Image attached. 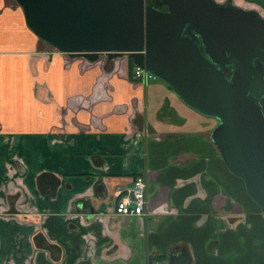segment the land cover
I'll return each instance as SVG.
<instances>
[{
  "label": "crops",
  "instance_id": "obj_1",
  "mask_svg": "<svg viewBox=\"0 0 264 264\" xmlns=\"http://www.w3.org/2000/svg\"><path fill=\"white\" fill-rule=\"evenodd\" d=\"M232 1L264 17V0ZM128 61L60 52L0 0V264H171L175 251L264 264L261 211L211 141L215 120L179 115ZM135 174L146 214L113 213Z\"/></svg>",
  "mask_w": 264,
  "mask_h": 264
},
{
  "label": "water",
  "instance_id": "obj_2",
  "mask_svg": "<svg viewBox=\"0 0 264 264\" xmlns=\"http://www.w3.org/2000/svg\"><path fill=\"white\" fill-rule=\"evenodd\" d=\"M26 26L68 55L127 54L189 108L264 222V17L232 0H14ZM163 6V8H161ZM171 264L179 260L170 254Z\"/></svg>",
  "mask_w": 264,
  "mask_h": 264
},
{
  "label": "built area",
  "instance_id": "obj_3",
  "mask_svg": "<svg viewBox=\"0 0 264 264\" xmlns=\"http://www.w3.org/2000/svg\"><path fill=\"white\" fill-rule=\"evenodd\" d=\"M133 79L145 82L154 76L146 71L143 67L133 64L130 73ZM146 179L142 174H135L131 179V184L124 193H120L118 189L113 191V199L110 210L119 215H145L146 214V195H145ZM154 264H159L157 261Z\"/></svg>",
  "mask_w": 264,
  "mask_h": 264
},
{
  "label": "rangeland",
  "instance_id": "obj_4",
  "mask_svg": "<svg viewBox=\"0 0 264 264\" xmlns=\"http://www.w3.org/2000/svg\"><path fill=\"white\" fill-rule=\"evenodd\" d=\"M152 79V81L154 80V81H159V82H161V83H163V85H165V87H168V89L170 88L168 85H166L164 82H162L161 80H159L158 78H156V77H153V78H151ZM170 91H171V93H174L171 89H170ZM175 94V93H174ZM173 94V95H174ZM175 96H176V94H175ZM177 97V96H176ZM174 99V98H173ZM177 104V106H178V108H179V110H180V112H178L179 113V115H185L186 116V113H190L189 111H193L191 108H189V107H187L185 104H183L180 100H173V101H170V105H173V104ZM194 113H197V112H194ZM198 115H200V117H208V116H205V115H203V116H201L202 114H199L198 113ZM209 117H211V116H209ZM209 119H211V121L212 120H215V122H216V119H214L213 117L212 118H209Z\"/></svg>",
  "mask_w": 264,
  "mask_h": 264
},
{
  "label": "trees",
  "instance_id": "obj_5",
  "mask_svg": "<svg viewBox=\"0 0 264 264\" xmlns=\"http://www.w3.org/2000/svg\"><path fill=\"white\" fill-rule=\"evenodd\" d=\"M128 58H129V61H128V62L130 63V65H132L133 63L131 62V60H130V57H129V56H128Z\"/></svg>",
  "mask_w": 264,
  "mask_h": 264
},
{
  "label": "flooded vegetation",
  "instance_id": "obj_6",
  "mask_svg": "<svg viewBox=\"0 0 264 264\" xmlns=\"http://www.w3.org/2000/svg\"><path fill=\"white\" fill-rule=\"evenodd\" d=\"M146 1L154 2L155 0H146ZM161 8H163V6H161Z\"/></svg>",
  "mask_w": 264,
  "mask_h": 264
}]
</instances>
